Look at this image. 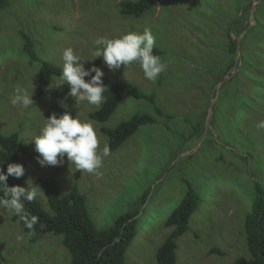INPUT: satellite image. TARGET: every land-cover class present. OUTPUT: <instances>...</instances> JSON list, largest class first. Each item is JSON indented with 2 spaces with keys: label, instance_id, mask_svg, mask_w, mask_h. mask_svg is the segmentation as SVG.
<instances>
[{
  "label": "rangeland",
  "instance_id": "374dc122",
  "mask_svg": "<svg viewBox=\"0 0 264 264\" xmlns=\"http://www.w3.org/2000/svg\"><path fill=\"white\" fill-rule=\"evenodd\" d=\"M120 1L9 0L0 10V135L16 133L27 148L16 162L26 170L20 185H37L42 178L54 184L59 196L76 186L96 229L138 210L125 264H157L156 249L170 230L164 222L183 200L184 181H189L200 200L188 230L177 241L176 263L231 264L248 258L242 225L253 186L264 187V128L257 127L264 121V0H255L253 7L252 0H156L153 10L137 19L119 14ZM248 5V19L242 23ZM250 17L253 24L249 31L242 29L245 34L234 55L228 44ZM145 27L152 29L155 48L168 65L155 82L144 78L138 63L115 72L103 61L97 66L108 79L153 93L155 104L126 94L103 125L113 128L137 112L152 114L155 122L140 126L111 151L99 176L77 170L66 155L63 164L42 167L30 141L46 123L50 93L65 82L54 76L45 93L38 94L39 62L23 53L21 33L33 39L39 61L62 70L65 48H73L87 68L95 64L97 38L142 32ZM16 88L33 94L34 105L14 106ZM64 103L73 116L95 123L102 149L107 137L89 117L98 106L69 96ZM155 105L173 119L154 114ZM197 122L200 128L193 135ZM37 189L36 200L46 211L45 195ZM16 216L0 207V264H70L62 236L48 233L29 245Z\"/></svg>",
  "mask_w": 264,
  "mask_h": 264
},
{
  "label": "trees",
  "instance_id": "16d2710c",
  "mask_svg": "<svg viewBox=\"0 0 264 264\" xmlns=\"http://www.w3.org/2000/svg\"><path fill=\"white\" fill-rule=\"evenodd\" d=\"M156 0H121L118 3V12L123 17L141 18L144 13L152 11ZM9 0H0V10L5 9ZM249 5L242 11L240 20L245 22L248 19ZM144 14V15H146ZM244 20V21H243ZM253 21V18H251ZM242 26L236 33L242 39L245 32ZM241 35V36H240ZM231 37V36H230ZM23 41L22 51L31 61L39 62L37 91L43 95L52 77H59L62 74L60 67L52 65L44 60L39 61L34 51L33 39L25 33H21ZM237 39L231 40L228 44V51L237 54L240 50V42L237 46ZM154 53L160 55V50L154 48ZM103 61L96 58L94 63L99 65ZM88 79L87 77L85 78ZM103 82L107 85L104 93L105 100L96 110L89 114L90 119L100 125L101 132L107 137V145L110 151L118 149L127 138L137 132L140 126L155 122L152 114L145 112L134 113L125 121L119 122L113 128H107L103 124L115 112L122 97L128 95L133 99H140L155 104V95L147 93L131 83L113 81L103 77ZM67 83H61L49 95L48 107L45 112L48 118L52 113L62 114V106L68 97ZM247 107V105H246ZM248 109V108H247ZM154 114L164 117L167 120L173 119L172 114L163 113L158 106L154 107ZM205 119V112L203 113ZM193 133L200 128L198 122L193 127ZM189 134V135H191ZM27 150L19 140L16 133L0 135V166L6 171L7 164L17 162L18 157ZM37 186L42 190L47 201V209L44 211L40 203L35 199L32 202L25 201V209L29 215L38 217V222L34 228V234H29V229L22 224L23 231L27 234V243H35L45 234L51 233L62 236V243L70 256V264H125V252L131 244L137 230L138 210L125 212L114 218L109 227L96 229L87 212L85 198L78 193L76 186H73L67 196H59L54 184L51 181L39 178L36 180ZM22 177L15 179L9 177V186L20 185ZM187 191L181 203L165 220V228L170 229L164 240L160 243L155 252L157 264H177L176 249L177 241L188 230L189 219L196 211L199 204V194L189 181H184ZM2 195V193H0ZM145 202V197H140V205ZM17 217V216H16ZM243 234L247 242L249 257H239L231 264H264V187L255 183L253 186V196L250 211L245 215ZM218 250H213L212 252Z\"/></svg>",
  "mask_w": 264,
  "mask_h": 264
},
{
  "label": "clouds",
  "instance_id": "9594fccd",
  "mask_svg": "<svg viewBox=\"0 0 264 264\" xmlns=\"http://www.w3.org/2000/svg\"><path fill=\"white\" fill-rule=\"evenodd\" d=\"M155 47L156 37L150 27H145L142 32L129 31L113 37L97 38L93 56L102 57L111 72L121 66L138 63L144 78L155 82L168 66L154 53ZM62 62L60 79L69 86L68 96L75 101H87L88 104L99 106L105 100L104 93L107 91L102 79L105 75L103 69L95 64L86 68L87 61L82 60L71 47L63 50ZM14 91L15 95L11 98L14 106L28 108L34 105L33 94L29 95L26 89L16 88ZM61 106L65 109L64 113H52L45 119L46 123L38 135L30 141L34 142V150L38 154L37 163L42 167L58 166L63 164L66 155L77 170L99 176L98 169L103 167L104 159L111 155L109 146L105 144L100 149V136L93 121L81 119L77 114L73 116L68 111L69 104L63 103ZM257 127L264 128V121H260ZM25 171L21 163H8L6 171L0 166V207L19 216L29 229V234H34L38 217L27 213L25 201L32 202L37 198V185L34 182L31 185L26 183V186L8 184L9 177L20 179ZM22 239V236H17L18 241Z\"/></svg>",
  "mask_w": 264,
  "mask_h": 264
},
{
  "label": "crops",
  "instance_id": "0c3cea01",
  "mask_svg": "<svg viewBox=\"0 0 264 264\" xmlns=\"http://www.w3.org/2000/svg\"><path fill=\"white\" fill-rule=\"evenodd\" d=\"M249 24H247V29L246 30H250V27L252 26L253 22L251 21V17L248 20Z\"/></svg>",
  "mask_w": 264,
  "mask_h": 264
},
{
  "label": "water",
  "instance_id": "95a60500",
  "mask_svg": "<svg viewBox=\"0 0 264 264\" xmlns=\"http://www.w3.org/2000/svg\"><path fill=\"white\" fill-rule=\"evenodd\" d=\"M252 1H253V4H252V7H253V6H254V1H255V0H252ZM239 42H240V39L238 38V40H237V44H239ZM209 108H210V110L212 109V103L210 104Z\"/></svg>",
  "mask_w": 264,
  "mask_h": 264
}]
</instances>
